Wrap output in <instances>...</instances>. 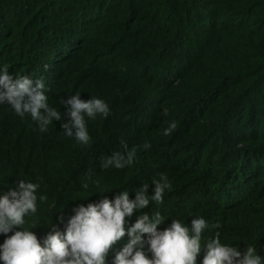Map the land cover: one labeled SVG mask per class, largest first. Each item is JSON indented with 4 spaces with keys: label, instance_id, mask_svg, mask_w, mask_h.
<instances>
[{
    "label": "trees",
    "instance_id": "obj_1",
    "mask_svg": "<svg viewBox=\"0 0 264 264\" xmlns=\"http://www.w3.org/2000/svg\"><path fill=\"white\" fill-rule=\"evenodd\" d=\"M4 68L43 79L49 107L62 114L42 132L30 114L0 104V195L20 179L40 185L22 230L41 241L51 224L63 233L74 207L121 191L134 199L142 184L151 195L163 175V203L150 201L127 227L156 211L159 231L202 217L196 264L216 233L238 250L256 247L264 264V0H0ZM72 95L109 106L107 117L85 116L87 144L60 127ZM122 142L137 149L132 165L103 169L99 158Z\"/></svg>",
    "mask_w": 264,
    "mask_h": 264
},
{
    "label": "clouds",
    "instance_id": "obj_2",
    "mask_svg": "<svg viewBox=\"0 0 264 264\" xmlns=\"http://www.w3.org/2000/svg\"><path fill=\"white\" fill-rule=\"evenodd\" d=\"M47 100L43 79L33 80L27 75L15 77L7 68L0 70V104L10 105L21 118L30 114L42 132L47 131L53 121L62 119V114L49 107ZM62 104L70 119L60 127L65 136L74 137L82 144H87L90 139L85 116L94 119L97 114L104 117L109 114L108 104L100 98L84 100L80 95H72L63 99ZM176 127L172 122L163 135L171 134ZM142 147L148 149L151 145L145 142ZM136 151L135 147L128 150V145L123 143V150L100 157V166L103 169L130 166ZM152 184L151 195L148 194L150 185L142 184L134 199L129 198L127 191H121L113 199L104 197L87 206L74 207L65 231L61 233L57 225L51 224L41 241L34 232L20 228L25 223V216L37 211L36 193L40 185L20 179L15 189L0 195V233L6 236L13 233L0 245V261L3 264H105L109 250L127 235L129 239L116 252L113 264H196L202 247V232L208 227L204 218H193L190 228L173 219L170 226L159 231L158 225L164 219L156 211L151 218L143 213L131 227L126 226V218L148 207L150 201L163 203L164 192L171 187L167 177L161 175ZM39 199L44 201L47 197L41 195ZM57 219L60 224L65 222L63 215ZM16 227L20 230L13 231ZM202 264H261V257L251 245L242 251L222 244L216 233L206 243Z\"/></svg>",
    "mask_w": 264,
    "mask_h": 264
}]
</instances>
